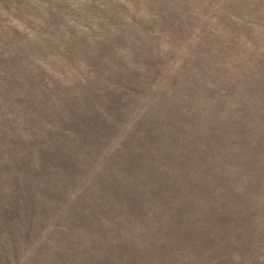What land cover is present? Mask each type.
<instances>
[{"label":"rangeland","instance_id":"rangeland-1","mask_svg":"<svg viewBox=\"0 0 264 264\" xmlns=\"http://www.w3.org/2000/svg\"><path fill=\"white\" fill-rule=\"evenodd\" d=\"M0 264H264V0H0Z\"/></svg>","mask_w":264,"mask_h":264}]
</instances>
